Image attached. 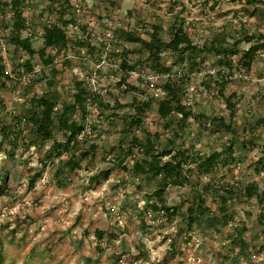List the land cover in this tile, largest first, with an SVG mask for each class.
Returning a JSON list of instances; mask_svg holds the SVG:
<instances>
[{
	"label": "rangeland",
	"instance_id": "374dc122",
	"mask_svg": "<svg viewBox=\"0 0 264 264\" xmlns=\"http://www.w3.org/2000/svg\"><path fill=\"white\" fill-rule=\"evenodd\" d=\"M22 2L28 25L22 36L31 38L34 53L12 38L10 2L0 8V61L11 74L0 82V264H264V208L259 196L247 197L243 191L256 181L259 195H264V48L250 68L239 62L252 43L264 42V0ZM61 10L70 19L65 26L69 44L60 50L48 48L53 59L45 63L39 54L43 25L59 21ZM178 13L198 46L214 36L228 46L237 43L229 55L232 75L224 93L217 71L229 67L218 59L228 56L205 52L191 66L181 61L180 53L163 49L162 61L172 69L157 70L147 49L121 34L125 29L150 38L157 24L168 38L169 24ZM247 36L253 37L248 41ZM125 58L132 68L122 66ZM28 59L32 70L24 65ZM169 77L182 79L185 101L194 112L185 121L181 113L166 118L159 114L158 99ZM78 82L87 87L88 98L86 116L80 108L76 111L85 129L78 136L83 141L73 149L89 154L80 156V166L69 171L62 159L70 151L46 158L54 138L35 141L24 116L31 110L32 95H53L58 108L63 101H73ZM232 92L233 117L225 99ZM138 100H148L150 106L141 113L142 127L127 130L124 119L135 112ZM221 116L229 127L219 124ZM142 128L157 130L161 144L188 149L184 173L190 180L174 176L163 183L160 175L136 173L119 164L133 133L145 135ZM54 134L64 138L58 129ZM230 144L233 151H225ZM213 150L221 152L218 163L202 171L196 162ZM135 155L144 163L146 156L139 149ZM133 161L129 156L125 163L132 166ZM41 169L42 175L30 185ZM102 169H110L109 177L96 180L93 176ZM197 191L219 218L220 206L226 205L228 222L213 225L203 218L187 229L183 212ZM154 202L174 205L178 211L169 217L154 209ZM97 229L104 230L103 237L97 236Z\"/></svg>",
	"mask_w": 264,
	"mask_h": 264
},
{
	"label": "trees",
	"instance_id": "16d2710c",
	"mask_svg": "<svg viewBox=\"0 0 264 264\" xmlns=\"http://www.w3.org/2000/svg\"><path fill=\"white\" fill-rule=\"evenodd\" d=\"M9 2L0 0V8L7 3L11 5L12 20L10 25L12 28V38L17 45L22 46L25 49H30L31 52L34 53L35 50L32 47L31 38L28 36H22V31L28 27L22 5L23 2L22 0H11ZM64 16L63 10H61L59 21H53L43 25L42 37L44 39V46L39 49V54L43 57L45 63H50L53 59L52 56L46 53L48 48H56L60 50L67 47L69 44V36L65 30V26L70 19ZM169 32V37L164 38L160 34L159 27L156 24L154 25L150 38H145L135 31L125 29L121 31V34L123 35V38L127 40L138 42L140 44V49H147L149 52L148 57L152 61V67L157 70L172 69L162 61L161 52L163 49H170L173 52L180 53L181 61L188 60L191 66L197 65L200 62V55L205 52H215L228 56L218 59L221 65L226 64L229 67L227 70L219 68L217 71V74L222 78L221 80H217L220 84L219 90L224 93L227 79L231 73L230 70H232V60L229 55L236 51L235 46L237 43L228 46L225 42L219 41V37L214 36L209 41L204 42L201 47L198 46L193 42L191 35L188 33L185 25V17L180 13L176 14L175 18L172 19L169 24ZM252 37L253 36H247L248 41L251 40ZM261 48H264V42L257 41L252 43L240 56V64L243 67L250 68L257 52ZM24 65L27 70H32L34 68L33 62L30 59L26 60ZM122 66L125 68L133 67L126 58L122 60ZM231 75L232 74H230V76ZM9 78H11V74L7 71L5 62L0 61V82L4 84L5 79ZM121 80L126 81V76H123ZM181 80L177 81L173 77H169L163 83L162 88L165 90V94L158 99V110L161 117L166 118L175 112L177 114L181 113L180 118L185 121L190 115L194 114L192 108L188 106L185 101V93L180 82ZM78 84L79 89L75 93L73 101H63L58 108L56 106L59 101L53 95H32L30 97V103L32 105L31 110L24 116L33 127L35 141L41 140L44 142L48 139L54 138L53 143L46 151V158L49 159L54 156L61 157L65 151H70L68 158L62 159L63 168H66L69 171H75L76 168L80 166V156H87L89 154L88 150L77 153L73 149L74 147L79 146L83 141L84 137L79 138L78 136L85 129L84 121L77 118L76 111L80 108L82 116H86V102L88 98L87 87L81 85L80 82H78ZM129 85L132 86L131 83H129ZM94 97H98V94L95 93ZM235 97V92H232L225 97L227 106L231 109V117L235 114ZM149 106L150 102L148 100H138L134 106L135 112H130L124 119L126 125L125 128L131 130V126L133 125L142 127L143 118L141 113L146 111ZM22 118L23 117H21V119ZM219 124H223L226 127L230 126L225 122L222 116L220 117ZM1 129L6 131L7 126L3 125ZM56 129L62 131L64 136L63 139L54 137ZM142 130L145 134L143 137L133 133L129 144L122 149L124 155L118 157L119 164L122 165L124 169L134 170L136 173L160 175L163 179V183L174 176L181 177L183 181L190 180L189 175L184 173V163L187 162L190 157L188 149L180 147L175 149L172 144L159 143L160 133L157 130L151 131L148 128H142ZM5 135H7V133ZM169 142H173V140L170 139ZM135 149H139L142 154L146 156L144 163L136 159ZM225 151L232 152V144L227 145ZM220 155L221 152L219 150H213L196 163L202 171L209 172L218 163ZM129 156L134 160L132 166L125 163ZM165 156L169 157L164 158ZM110 172V169H102L93 177L96 180H100L101 177L106 179L109 177ZM42 173L43 169L36 171L30 179V185H33ZM209 184L210 183H207L205 186H208ZM1 187L3 188V186ZM243 191L247 197L259 196V201L264 208V195H259V185L256 181H251L245 185ZM222 200L226 201V198L223 195ZM206 201L205 195L201 191H197L194 195L193 202L187 207V210L183 212V216L187 218V229H192L194 223L201 222L203 218L207 219V221L213 225H216L215 221L223 223L228 222L230 215L227 211L226 205L222 204L220 206L223 214L222 217L219 218L210 212V208L206 204ZM151 205L154 209H162L169 217L174 216L178 211V208L174 205H159L157 202H154ZM242 232L243 231H241V233ZM96 234L101 238L104 236V230L97 229ZM242 237L243 236L239 235L238 239H243ZM243 248L245 251H249L246 249L245 240H243ZM244 250L242 252L247 254L248 252H245Z\"/></svg>",
	"mask_w": 264,
	"mask_h": 264
}]
</instances>
